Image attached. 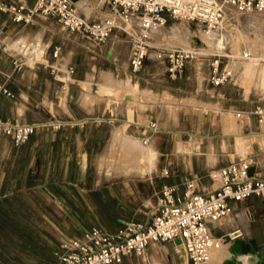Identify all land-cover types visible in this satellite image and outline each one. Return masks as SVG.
Listing matches in <instances>:
<instances>
[{"label":"crops","instance_id":"obj_1","mask_svg":"<svg viewBox=\"0 0 264 264\" xmlns=\"http://www.w3.org/2000/svg\"><path fill=\"white\" fill-rule=\"evenodd\" d=\"M0 3L22 6L23 13H28L36 0ZM73 4L89 20H104L114 14L110 0H75ZM126 29L133 31L129 26ZM119 32L97 46L64 28L54 17L34 15L32 22L26 23L15 20L14 13L0 10V86L11 93L0 90V119H61L67 123L55 130L39 128L21 145L12 137L0 136V201L16 202L23 195V202L33 196L45 204H41L42 216L50 218L52 228H42L32 212L25 213L28 222L58 246L55 264L60 262L61 234L79 238L94 227L116 233L127 221L147 222L164 185L175 186L177 196L185 194L189 180L194 181L198 193L213 191L219 183L209 172L244 158H253L264 175V121L253 113L264 100L250 92L256 62L246 63L245 91L236 80L212 86V62H196L191 74L187 70L177 78L195 80L190 92L196 104L157 101L141 111V83H149L160 74L169 76L167 60L164 53H156L157 64L149 78L141 75L147 67L132 73V39ZM58 46L61 50L55 56ZM126 47L128 53H121ZM163 49L169 48L160 51ZM17 62L22 63L20 68ZM70 67H74L72 73ZM134 86H138L135 91ZM117 90L124 93L119 98L110 94ZM149 91L155 92L153 88ZM177 91L186 92L181 87ZM117 121L122 123L119 127L115 126ZM153 121L158 122L157 133L146 129ZM145 134L151 136L155 157L144 163L139 155V164L132 163L123 144L126 147V142H132L128 152L133 159L142 151L137 142ZM119 138V148L113 150ZM112 155H121L119 167L109 165ZM231 206V218L213 224L214 231L221 236L240 229L243 236L226 241L213 264L233 258L244 263L243 255H249L253 264H264V198L253 195L244 201H231ZM173 249L183 264H192L171 241L151 243L146 255L139 257V264H156ZM135 258L127 256L117 264H136Z\"/></svg>","mask_w":264,"mask_h":264},{"label":"built area","instance_id":"obj_2","mask_svg":"<svg viewBox=\"0 0 264 264\" xmlns=\"http://www.w3.org/2000/svg\"><path fill=\"white\" fill-rule=\"evenodd\" d=\"M73 3V0H36L35 7L28 13H23L22 6L0 3V10L12 12L15 20L26 23L32 22L34 15L54 17L64 28L85 36L97 46L106 43L114 31L123 30L132 39L129 62L134 74L144 68L153 35L171 21L192 23L203 31L213 32L224 29L236 13L264 14V0H110L114 12L111 17L89 20L75 10ZM127 25L133 31L126 29ZM60 50V46L56 47L55 56ZM160 53H164L172 79L181 77L187 65L200 56L197 48L176 47L163 49ZM242 57L250 58L251 52L245 50ZM21 64L17 62V67ZM68 71L72 73L74 67ZM235 77V68L223 65L221 58L212 62L209 77L212 86L232 83ZM0 90L11 94L1 86ZM253 113L263 122L264 104H258ZM66 124L61 119L45 122L0 119V136L12 137L17 145H21L39 128L55 130ZM146 129L159 132L158 122H151ZM142 138L145 144L151 142L148 134ZM259 165L253 158H244L212 169L209 175L219 186L210 192L198 193L193 180L187 182L183 196L175 194V186L164 185L149 221H127L116 233L94 227L82 237L69 239L61 245L59 264L122 263L127 256L144 257L148 246L160 241L183 246L188 263L213 264L215 253L226 241L243 236L240 229L218 236L213 224H223L231 218V201H244L253 195L264 198V175ZM164 173L169 174V170L165 169Z\"/></svg>","mask_w":264,"mask_h":264},{"label":"rangeland","instance_id":"obj_3","mask_svg":"<svg viewBox=\"0 0 264 264\" xmlns=\"http://www.w3.org/2000/svg\"><path fill=\"white\" fill-rule=\"evenodd\" d=\"M175 25L182 30V35L180 37L177 35L175 36L172 30V27ZM189 25L198 35L204 36L212 33V32L203 31L202 29H200V27L192 23L189 24L187 22L177 21V20L171 21V23L168 26H166V28L163 30L164 32L161 33V35L159 36L157 35L156 37L153 38L151 44L152 46L148 52V57L144 65V68L147 67L148 70L144 71L141 74L142 76H145L147 78L150 77L148 73L153 72V70L156 67L157 63L154 60L156 57L155 54L160 53V48L181 47V48L191 49L195 47V46L189 47L186 43L185 30L186 27ZM214 32H217L218 34L220 33L224 34L225 48L223 50L216 49L214 46L208 45L207 42L204 44L203 41L201 42L203 43V46H200L199 43H195L194 45L198 46L196 48H198V52L200 53L199 54L200 56L197 60L191 61V63H189L190 67L188 69L186 68L185 73L187 70H189L190 71L189 74H191L196 65V62L198 64L200 63L205 64L208 63V60L214 62L216 59L221 58L223 61V65L233 66L235 68V70L237 71L235 80L240 85L241 90L245 91L246 88L242 84L244 80L243 71L245 70L246 63L249 62L250 60H253L254 62L257 63V70L253 78V81L251 82L250 92L253 97L262 98L264 100V14L258 12L246 13V14L236 13L232 16V18H230L229 22L224 27V29L219 31H213V33ZM115 33H118V30L114 31V34ZM119 33L125 34V35H121L122 37L124 36L129 37L123 30H120ZM199 46L201 47V50H199L200 48ZM245 50L251 52V57L248 59H244L242 57V54ZM121 53H128V48L127 47L123 48ZM227 56H229L230 58H226ZM133 82L134 83L137 82L136 79H134ZM140 83L141 81L139 80V84ZM194 83L195 80L193 78L189 80L188 78L184 77L182 79L172 80L169 76L167 75L165 76L163 74H160V77L158 76L155 80L150 79L149 83L143 81L140 85V90H139V110L143 111L145 109H149L150 103L157 101L165 102L167 105H173L172 103L175 101H183L184 103L187 104L190 103L196 104L197 102L195 98L192 97L193 95H191L190 92L194 88ZM128 86H130L131 88V85ZM178 87H181L186 92L179 93L177 91ZM137 88L138 86H134V91ZM150 88H153L155 92L152 93L151 91H149ZM129 93L130 92H128V94ZM110 94H113L116 96V98H119L124 93H122V91L117 90L110 92ZM121 124L122 123L120 121H117L115 126L119 127ZM122 128L123 126L120 127V129ZM120 139L121 138L115 140L117 145L113 146V150L119 148L118 143L120 142L119 141ZM124 140L126 139H123V142ZM126 143H127L126 146L127 149L123 144V148H124L123 150L127 151L128 158H130V160L133 161L132 163L135 162L139 164V153H140L139 150L137 154H135L136 157L133 158L134 159L133 160L131 158V153L128 152L130 151L132 142L128 141ZM137 143H140L142 146L143 151H141L140 154L142 161L144 163L151 162L153 160L152 157H155V153L153 151L151 143L145 144L142 137L139 138ZM149 152L152 153V157L151 154L149 156ZM120 158H122L121 155L119 156L117 155V157L112 155L111 159H109L108 161L109 165L111 166L117 165V167H119ZM20 197H21L20 200L16 201L15 203L17 209L21 211L29 210L30 212H32V214L34 215L33 217L42 228L44 227L52 228V224L49 222L50 218L47 219L46 217L42 216V214L45 213L43 208H41L44 203H39L33 200L32 199L33 196H28L31 200L28 199V201L25 202H23L24 196L21 195ZM11 238L12 236H10L9 234L0 233V242H4L8 244L11 241H13L11 240ZM73 238L75 237L71 235L61 234L58 241L60 245H62L65 241ZM31 261L33 263H36L37 259L31 258ZM135 263L139 264V257L135 258ZM156 264H183V263L180 260V255L173 249L169 257L159 259L158 261H156Z\"/></svg>","mask_w":264,"mask_h":264},{"label":"trees","instance_id":"obj_4","mask_svg":"<svg viewBox=\"0 0 264 264\" xmlns=\"http://www.w3.org/2000/svg\"><path fill=\"white\" fill-rule=\"evenodd\" d=\"M15 201H0V233L12 236L10 243L0 242V264H55L56 249L51 238L28 222L26 211ZM56 247V248H55Z\"/></svg>","mask_w":264,"mask_h":264},{"label":"bare ground","instance_id":"obj_5","mask_svg":"<svg viewBox=\"0 0 264 264\" xmlns=\"http://www.w3.org/2000/svg\"><path fill=\"white\" fill-rule=\"evenodd\" d=\"M255 16V15H254ZM260 19V18H259ZM258 19V20H259ZM257 20V19H256ZM261 21V20H260ZM259 21V22H260ZM257 22V21H256ZM258 23V22H257ZM259 25V24H258ZM129 27H131L130 25H127ZM132 29V27H131ZM262 29V28H261ZM133 30V29H132ZM172 30L175 34V36H181L182 35V30L178 27V26H173L172 27ZM213 33V32H212ZM208 34V35H204V36H201V35H198L193 29L192 27L189 25L186 27V30H185V37H186V43L188 46L192 47V46H195L194 48L198 47L196 45H194L195 43H199L200 46H203V43L205 44L206 42L208 43V45H212L214 46L216 49H224L225 48V45H224V34H218L217 32H214L213 34ZM203 41V43H201ZM199 46V47H200ZM192 49V48H191ZM198 50V48H197ZM199 50H201V47L199 48ZM130 87V86H129ZM151 150V149H150ZM143 151V150H142ZM141 153V152H140ZM151 154V157H152V153L149 152V156ZM140 155V154H139ZM145 155V154H144ZM147 156V155H146ZM153 158V157H152ZM145 159V158H144ZM182 251L183 254H186V251L184 249L183 246L181 245H178ZM224 249V248H223ZM219 251H221L219 249ZM240 252V251H239ZM216 253H219L218 251ZM215 253V254H216ZM235 253V252H234ZM241 255V254H240ZM221 256V254L219 255ZM237 256V255H236ZM217 257V256H216ZM216 257L214 256L213 257V260L212 261H216ZM245 264H253V261L250 259V256L249 255H243L242 258H241ZM186 260V259H184ZM214 263V262H213ZM258 264H261V263H258Z\"/></svg>","mask_w":264,"mask_h":264},{"label":"water","instance_id":"obj_6","mask_svg":"<svg viewBox=\"0 0 264 264\" xmlns=\"http://www.w3.org/2000/svg\"><path fill=\"white\" fill-rule=\"evenodd\" d=\"M73 1H75V0H73ZM238 243L239 242L236 243V248L239 245ZM224 264H244V263L242 261H240V260H237L236 258H233V259H230V260L225 261Z\"/></svg>","mask_w":264,"mask_h":264}]
</instances>
